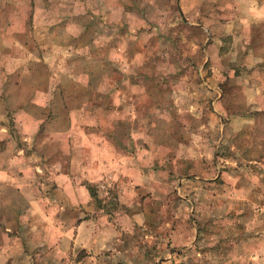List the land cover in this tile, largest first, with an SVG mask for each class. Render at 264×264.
<instances>
[{"label":"rangeland","instance_id":"374dc122","mask_svg":"<svg viewBox=\"0 0 264 264\" xmlns=\"http://www.w3.org/2000/svg\"><path fill=\"white\" fill-rule=\"evenodd\" d=\"M0 163L18 264H264V0H0Z\"/></svg>","mask_w":264,"mask_h":264},{"label":"crops","instance_id":"0c3cea01","mask_svg":"<svg viewBox=\"0 0 264 264\" xmlns=\"http://www.w3.org/2000/svg\"><path fill=\"white\" fill-rule=\"evenodd\" d=\"M262 8H263V6H262ZM7 168L9 169V167H7ZM7 168L0 163V185H2L3 189H7V190H5L6 194L1 193V192L0 193L2 194L5 202H8L9 199H11L12 201L21 200L26 204L28 209L29 208L32 209L31 204L33 203L34 207H37L43 213V215L46 217L47 213L43 209L44 208L43 203H44V200H46V198H41V197L39 198V197L35 196L34 194H32V193H35L34 192L35 189L31 188V185L28 183H25L23 179H21L20 181L14 179L13 175L10 173V171L8 172ZM59 181L61 184L62 180H59ZM63 185L65 188L64 191H66L67 184L64 183ZM63 185L61 184V187ZM81 190H82V195L80 197H79V195H68V193H65L66 194L65 195L66 200H69V198H70L72 200L74 199L76 202H82L83 203L85 201V198H87V197H85V195L83 193L84 189H81ZM60 208H61V210H63L62 207H60ZM79 223H78V226H76L77 233L79 234L81 231L88 233L89 229H87V230L85 229V225L83 224V222H79ZM41 226L43 227V225H41ZM18 227H19V225L17 222V218L14 215H12V218H3V219L0 218V264H18V261H21V262L24 261V260L19 259V257H20L19 254H21L22 251H20V250L15 251V247L19 248L21 246V244H20L21 240L19 239V237L21 238L22 235L20 234V231L17 230ZM51 231H50V229L48 230L46 227H44V230H42V228L40 229L39 234L40 233L45 234V232H51ZM61 232L62 231H60V233ZM92 232L94 233L93 228H92ZM67 233H68V231L64 232L65 235H67ZM15 234H16V236H15V239L13 240L10 236L15 235ZM38 240H41V239L38 238ZM36 241H37V239H36ZM22 247H23V245H22Z\"/></svg>","mask_w":264,"mask_h":264},{"label":"trees","instance_id":"16d2710c","mask_svg":"<svg viewBox=\"0 0 264 264\" xmlns=\"http://www.w3.org/2000/svg\"><path fill=\"white\" fill-rule=\"evenodd\" d=\"M88 191L91 197H93L96 201H99V198L96 194V190L94 189L93 185H88Z\"/></svg>","mask_w":264,"mask_h":264}]
</instances>
